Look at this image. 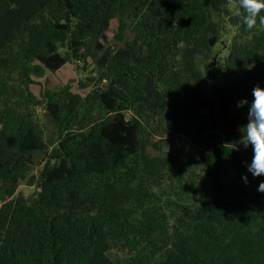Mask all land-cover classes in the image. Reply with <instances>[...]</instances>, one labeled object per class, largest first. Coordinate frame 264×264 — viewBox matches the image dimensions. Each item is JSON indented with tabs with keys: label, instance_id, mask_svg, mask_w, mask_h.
Masks as SVG:
<instances>
[{
	"label": "trees",
	"instance_id": "trees-1",
	"mask_svg": "<svg viewBox=\"0 0 264 264\" xmlns=\"http://www.w3.org/2000/svg\"><path fill=\"white\" fill-rule=\"evenodd\" d=\"M257 84L264 26L236 0H0V264H118L119 244L133 264H264V176L225 145ZM172 139L199 158L155 152ZM168 178L200 200H163Z\"/></svg>",
	"mask_w": 264,
	"mask_h": 264
},
{
	"label": "rangeland",
	"instance_id": "rangeland-1",
	"mask_svg": "<svg viewBox=\"0 0 264 264\" xmlns=\"http://www.w3.org/2000/svg\"><path fill=\"white\" fill-rule=\"evenodd\" d=\"M118 26L119 20L114 19L111 23V28L107 32V36L110 40H115L118 31ZM230 34L232 33H229L228 31L227 35L223 38L224 41L230 40ZM217 50L218 52H222V50H224V45L219 44ZM226 55H228V50L221 54V60H224ZM58 74L60 79L64 83L72 85L73 91L77 93L81 92L86 95V93L83 90H80L79 88V80L83 77V74H81L77 65L68 63L61 71H59ZM43 111V106L37 108V117L40 118L41 121H44L43 117L41 116ZM176 150L184 151L186 153L191 154L195 158H199V150L197 148L175 139L165 142L163 144L162 149L156 150L155 152L167 153L174 152ZM44 159L45 158L42 154L38 156L37 160L41 164L36 167V169L31 173V175L37 174L40 168L45 164ZM36 191L37 187L29 185L27 181H24L19 189V192L24 193L27 196H32L34 193H36ZM156 191L163 200L171 201L178 204H193L199 201L202 195L198 184L190 183L186 184L185 186L174 178L166 179L164 183L160 184V186L156 188ZM260 203L264 206V196L260 197ZM146 251L150 252V249H147ZM109 254L113 261L117 262L118 264H133L135 262V258H137L138 253L130 252L128 246L119 244L114 247Z\"/></svg>",
	"mask_w": 264,
	"mask_h": 264
},
{
	"label": "clouds",
	"instance_id": "clouds-1",
	"mask_svg": "<svg viewBox=\"0 0 264 264\" xmlns=\"http://www.w3.org/2000/svg\"><path fill=\"white\" fill-rule=\"evenodd\" d=\"M264 0H236V14L242 19L248 30L258 25L264 26ZM178 47H183L181 42ZM252 99H242L237 102V108L248 107L247 122L239 129L240 138L237 141L226 143L233 145L232 151H238L241 147L251 149L250 162H245L247 172L255 177L264 176V87L257 84L251 92ZM224 145V146H225ZM242 179L247 184L248 176ZM257 191L264 192V181H261Z\"/></svg>",
	"mask_w": 264,
	"mask_h": 264
}]
</instances>
